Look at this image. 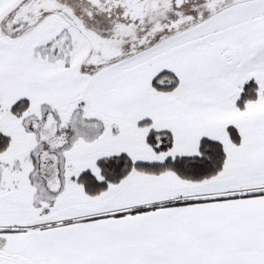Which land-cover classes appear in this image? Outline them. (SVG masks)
<instances>
[{
	"label": "crops",
	"instance_id": "0c3cea01",
	"mask_svg": "<svg viewBox=\"0 0 264 264\" xmlns=\"http://www.w3.org/2000/svg\"><path fill=\"white\" fill-rule=\"evenodd\" d=\"M25 1L0 0V131L11 141L0 154V252L37 264H264V111L246 117L236 105L249 80L257 84L259 98L264 93V0L228 6L204 30L190 34L202 37L178 53H146L92 74L75 63V53L71 61L37 38L47 23L57 35L55 18L21 33L17 24L9 25ZM162 73L178 77L175 90L153 88ZM20 100L31 104L23 119L9 112ZM50 104L78 105L87 109L89 121L106 125V134L119 143L113 150L104 145L101 158L126 153L122 134L133 139L139 129L169 130V152L154 151L161 156L150 159L127 154L138 162H163L197 155L201 140L209 138L224 146L225 166L203 182L134 171L90 196L77 182L87 162L35 159L38 141L29 119ZM230 125L239 130V145L226 132ZM88 140L83 144L95 157L90 172L102 181L98 140ZM52 167L58 169L51 172ZM51 173L64 178L65 186L56 206L40 213L35 198L42 190L54 192L45 189ZM205 199L212 200L166 205Z\"/></svg>",
	"mask_w": 264,
	"mask_h": 264
},
{
	"label": "flooded vegetation",
	"instance_id": "af4514ba",
	"mask_svg": "<svg viewBox=\"0 0 264 264\" xmlns=\"http://www.w3.org/2000/svg\"><path fill=\"white\" fill-rule=\"evenodd\" d=\"M250 1L26 0L9 25L17 24L21 33L55 18L58 45L52 50H75L76 40L86 53L82 69L97 72L146 53L155 55L165 44L204 30L228 6Z\"/></svg>",
	"mask_w": 264,
	"mask_h": 264
},
{
	"label": "rangeland",
	"instance_id": "374dc122",
	"mask_svg": "<svg viewBox=\"0 0 264 264\" xmlns=\"http://www.w3.org/2000/svg\"><path fill=\"white\" fill-rule=\"evenodd\" d=\"M47 24L48 27L42 29L41 33H37V38L42 41H50V43L53 45L56 42L55 40L58 35L53 37L50 34L52 31V24ZM56 28H59V26L57 25ZM201 37L202 35L190 36V34H188L183 38H178L174 40L172 44H165L162 50L156 53L155 56L164 55L166 53H178L179 51L184 50V48H186V45H189V43H195L196 41L201 39ZM76 42L77 41L75 40V50H67L68 47H65L66 51H64L59 47L55 51L62 50L66 52L68 58L71 61L73 58V54L75 53V63L78 64L80 62V64H82L83 58L86 53L83 47H80L79 44L77 46ZM77 52H80V54ZM83 71L89 74L94 73L91 71L87 72V70H85V67H83ZM258 99L259 100L257 102H250L247 104L246 110L241 111L243 116L249 117L255 115L256 112L262 113V111H264L263 92L260 93V98ZM40 110L41 115H37L33 119H29L28 123V127H32L34 130V138L38 141V150L35 151V154L38 152L39 155H37V157L35 158L36 160L47 159L48 161H51V163L60 159L84 160L85 162H87L88 165L82 167L81 169L91 171L95 169V157L93 156L94 152L91 153L90 149L84 146L83 141L88 142V139L90 138H92L93 140H98L97 148L99 150V153H97V157L106 154V151L100 152V149H103L104 145L105 149L112 147V150L118 146L119 140L110 137L112 136L111 133L110 135L106 134V125H103L101 122L89 121V115L86 113L87 109L85 108H81L78 105H75L74 107L66 106L59 108L55 104H50L49 106H44L43 108L41 107ZM113 128L116 130L117 127ZM120 129L117 128V130ZM117 135L120 136V133ZM117 135L113 136L115 137ZM147 135L148 130L143 129H139V131L135 133L133 139L131 137L127 138L125 134H122L120 137V142L122 146L121 148L123 149L122 151L126 152V154L127 151H129V153H132L135 159H150L160 157L161 155L159 156L158 154H156L153 148L147 144ZM122 151L120 153H122ZM114 155H119V152H115V154L111 156ZM55 169L58 168L52 167L48 170L54 172ZM47 176H50V179L45 180L47 184V187H45V189L54 192L48 193L46 192V190H42L40 191L39 197L35 198V208L40 213L50 211L53 207L56 206V204L58 203L56 197L60 195V190L65 186L64 178H58L56 173H51ZM53 195L56 196L53 197Z\"/></svg>",
	"mask_w": 264,
	"mask_h": 264
},
{
	"label": "trees",
	"instance_id": "16d2710c",
	"mask_svg": "<svg viewBox=\"0 0 264 264\" xmlns=\"http://www.w3.org/2000/svg\"><path fill=\"white\" fill-rule=\"evenodd\" d=\"M179 79L171 73H162L158 75L152 82L155 90L161 92H170L177 88ZM259 98L258 86L254 80L247 81L242 89V93L236 105L240 110H245L250 102H257ZM1 110V103H0ZM31 110V104L28 100H20L15 102L9 112L23 119L27 117V113ZM150 122H142L140 126H147ZM231 142L235 145L241 143V135L236 126L230 125L226 129ZM147 144L153 150L160 153L169 152L174 146V136L171 131L150 130L147 135ZM10 138L0 131V154L6 152L10 147ZM226 152L224 146L213 139L204 138L201 140L197 155L179 156L176 158H168L163 162L147 163L134 161L128 154L122 153L111 157L100 158L97 161V167L100 171L102 181L98 180L90 171L84 172L77 182L81 184L85 192L90 196H97L107 190L110 184H119L126 179L132 172L136 171L145 175H162L165 173H173L180 179L190 182H203L217 176L224 168L226 163ZM205 200H185L178 201L173 204L166 205H183L189 203H198L210 201ZM164 205H157L151 208H141L133 210L130 213H138L148 209H155ZM26 260L31 259L19 256Z\"/></svg>",
	"mask_w": 264,
	"mask_h": 264
},
{
	"label": "water",
	"instance_id": "95a60500",
	"mask_svg": "<svg viewBox=\"0 0 264 264\" xmlns=\"http://www.w3.org/2000/svg\"><path fill=\"white\" fill-rule=\"evenodd\" d=\"M0 264H37V263L21 258L18 255H9L4 252H0Z\"/></svg>",
	"mask_w": 264,
	"mask_h": 264
}]
</instances>
